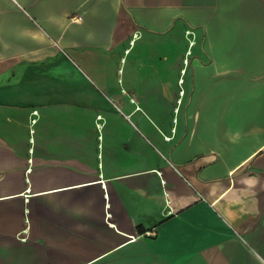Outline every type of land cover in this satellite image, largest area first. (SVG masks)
I'll return each mask as SVG.
<instances>
[{
  "label": "crops",
  "instance_id": "0c3cea01",
  "mask_svg": "<svg viewBox=\"0 0 264 264\" xmlns=\"http://www.w3.org/2000/svg\"><path fill=\"white\" fill-rule=\"evenodd\" d=\"M261 258L264 0H0V264Z\"/></svg>",
  "mask_w": 264,
  "mask_h": 264
},
{
  "label": "built area",
  "instance_id": "2783aa9c",
  "mask_svg": "<svg viewBox=\"0 0 264 264\" xmlns=\"http://www.w3.org/2000/svg\"><path fill=\"white\" fill-rule=\"evenodd\" d=\"M187 35L188 36H191V39H189V44H190V48H192L194 45H195V40H194V32L193 31H191V30H187ZM191 55V50H189L188 52H187V56L189 57ZM188 58L185 60V62L186 63H188ZM261 260L263 261V263H264V258H261Z\"/></svg>",
  "mask_w": 264,
  "mask_h": 264
},
{
  "label": "rangeland",
  "instance_id": "374dc122",
  "mask_svg": "<svg viewBox=\"0 0 264 264\" xmlns=\"http://www.w3.org/2000/svg\"><path fill=\"white\" fill-rule=\"evenodd\" d=\"M137 44H141V43L138 41Z\"/></svg>",
  "mask_w": 264,
  "mask_h": 264
}]
</instances>
